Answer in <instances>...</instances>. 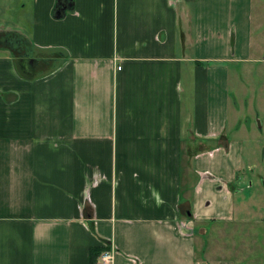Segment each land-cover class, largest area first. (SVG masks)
I'll list each match as a JSON object with an SVG mask.
<instances>
[{"label": "crops", "instance_id": "1", "mask_svg": "<svg viewBox=\"0 0 264 264\" xmlns=\"http://www.w3.org/2000/svg\"><path fill=\"white\" fill-rule=\"evenodd\" d=\"M72 2L9 0L0 24V264H89L96 246L240 264L203 240L253 220L229 132L230 69L260 61L252 0Z\"/></svg>", "mask_w": 264, "mask_h": 264}, {"label": "rangeland", "instance_id": "2", "mask_svg": "<svg viewBox=\"0 0 264 264\" xmlns=\"http://www.w3.org/2000/svg\"><path fill=\"white\" fill-rule=\"evenodd\" d=\"M13 16L9 0H0V24L11 21ZM252 46L254 56L260 61L230 69V91L234 99L229 132L241 122L239 134L245 139L251 158L248 162L253 167H245L247 180L241 193L235 195V202L240 207L244 199L249 208L245 215L253 220L238 226L225 223L223 228L215 225L212 230L210 226L203 240L205 247L216 252L212 255L233 259L237 255L234 248L240 247L236 259L240 264H264V0H252ZM203 242L197 244L196 258L201 262L199 247Z\"/></svg>", "mask_w": 264, "mask_h": 264}, {"label": "trees", "instance_id": "3", "mask_svg": "<svg viewBox=\"0 0 264 264\" xmlns=\"http://www.w3.org/2000/svg\"><path fill=\"white\" fill-rule=\"evenodd\" d=\"M73 2L72 0H56L55 3V10L62 12L65 8L72 7ZM102 248L100 246H96L90 249L89 252V264H94L96 261V258L100 254Z\"/></svg>", "mask_w": 264, "mask_h": 264}, {"label": "built area", "instance_id": "4", "mask_svg": "<svg viewBox=\"0 0 264 264\" xmlns=\"http://www.w3.org/2000/svg\"><path fill=\"white\" fill-rule=\"evenodd\" d=\"M118 68L120 67L118 66ZM112 257H113L112 251L107 248L103 249L99 254V259L104 264H109L112 260Z\"/></svg>", "mask_w": 264, "mask_h": 264}, {"label": "water", "instance_id": "5", "mask_svg": "<svg viewBox=\"0 0 264 264\" xmlns=\"http://www.w3.org/2000/svg\"><path fill=\"white\" fill-rule=\"evenodd\" d=\"M28 61L31 62V61H33V60H32V59H29Z\"/></svg>", "mask_w": 264, "mask_h": 264}]
</instances>
